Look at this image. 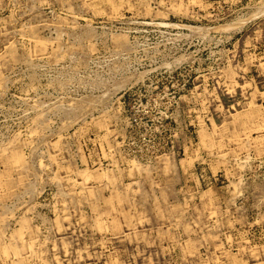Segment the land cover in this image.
<instances>
[{"label":"rangeland","instance_id":"374dc122","mask_svg":"<svg viewBox=\"0 0 264 264\" xmlns=\"http://www.w3.org/2000/svg\"><path fill=\"white\" fill-rule=\"evenodd\" d=\"M261 139L264 0H0V264H264Z\"/></svg>","mask_w":264,"mask_h":264},{"label":"bare ground","instance_id":"6f19581e","mask_svg":"<svg viewBox=\"0 0 264 264\" xmlns=\"http://www.w3.org/2000/svg\"><path fill=\"white\" fill-rule=\"evenodd\" d=\"M140 89V88H139ZM252 104V103H251ZM243 127V126H242ZM204 134V133H203ZM248 140V139H247ZM262 140V139H261ZM264 140V139H263ZM262 140V141H263ZM207 144V143H206ZM250 145V144H249ZM223 146V145H222ZM163 152V151H162ZM250 153V152H249ZM160 154V153H159ZM158 154V155H159ZM163 154H165V153H163ZM157 155V154H156ZM10 156V155H9ZM165 156H166V154H165ZM255 157V156H254ZM229 158H231V157H229ZM240 158V157H239ZM242 158V157H241ZM244 158H246V157H244ZM251 158V157H250ZM17 159V158H16ZM236 159V158H235ZM252 159V158H251ZM254 159H257V163H259V166H258V168L260 167H264V157H259V158H254ZM241 160V159H240ZM166 163H168L167 161H165ZM252 162V161H251ZM146 163V162H145ZM147 163H149V162H147ZM238 163H239V159H238ZM141 164V163H140ZM159 164V163H158ZM237 164V163H236ZM244 164H245V162H244ZM247 164V163H246ZM253 164V163H252ZM154 165V164H153ZM156 165V164H155ZM242 165V164H241ZM246 166V165H245ZM237 167V166H236ZM243 167V166H242ZM254 167V166H253ZM259 168V169H260ZM156 169H158V168H156ZM230 169V168H229ZM262 169V168H261ZM202 170V169H201ZM233 170V169H232ZM252 171H253V169H251ZM250 171V170H249ZM257 172V171H256ZM263 173V172H262ZM254 174H256V173H254ZM258 174V173H257ZM253 176V175H252ZM255 176V175H254ZM263 176V175H262ZM251 177V176H250ZM262 178V177H261ZM261 178H259V179H261ZM257 179V178H256ZM264 179V178H263ZM160 180H161V178H160ZM206 181V180H205ZM264 182V181H263ZM208 183V182H207ZM210 186V185H209ZM256 189V188H255ZM120 196V195H119ZM124 196V195H123ZM20 197V196H19ZM160 197V196H159ZM215 197V196H214ZM237 197V196H236ZM240 197V196H239ZM262 201V200H261ZM10 202V201H9ZM173 204V203H172ZM0 205H1V203H0ZM4 205H5V203H4ZM183 205H184V203H183ZM254 205H256V204H254ZM256 206H258V205H256ZM223 208V207H222ZM259 209H260V207H259ZM222 210V209H221ZM207 211V210H206ZM215 212V211H214ZM210 214V213H209ZM221 214H223V213H221ZM214 215V214H213ZM211 216V215H210ZM211 220H213V219H211ZM181 221V220H180ZM213 222V221H212ZM217 222V221H216ZM213 223H215V222H213ZM219 223V222H218ZM186 225V224H185ZM184 226V225H183ZM192 227V226H191ZM208 228V227H207ZM210 229V228H209ZM212 229V228H211ZM179 230H181V229H179ZM210 231V230H209ZM221 231V230H220ZM180 232V231H179ZM205 232V231H204ZM203 233V232H202ZM226 233V232H225ZM166 235V234H165ZM176 236H178V235H176ZM179 236H180V234H179ZM203 236V235H202ZM221 236V235H220ZM182 237V236H181ZM189 237V236H188ZM219 237V236H218ZM230 237V236H229ZM185 238V237H184ZM230 238H232V237H230ZM261 238V237H260ZM250 240H251V238H250ZM232 241V240H231ZM224 242H225V240H224ZM173 243V242H172ZM174 244V243H173ZM208 244V243H207ZM5 245V244H4ZM186 245V244H185ZM4 247V246H3ZM5 247H6V245H5ZM258 247V246H257ZM179 248V247H178ZM232 249H233V247H231ZM186 249V248H185ZM169 250V249H168ZM183 250V249H182ZM174 251V250H173ZM3 252V251H2ZM8 252V251H7ZM12 253V252H11Z\"/></svg>","mask_w":264,"mask_h":264},{"label":"built area","instance_id":"2783aa9c","mask_svg":"<svg viewBox=\"0 0 264 264\" xmlns=\"http://www.w3.org/2000/svg\"><path fill=\"white\" fill-rule=\"evenodd\" d=\"M262 168H264V167H262Z\"/></svg>","mask_w":264,"mask_h":264}]
</instances>
